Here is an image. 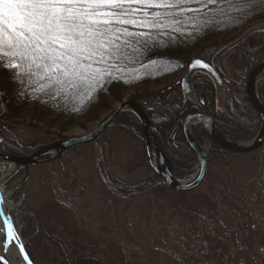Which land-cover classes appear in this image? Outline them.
<instances>
[{"label": "rangeland", "instance_id": "obj_1", "mask_svg": "<svg viewBox=\"0 0 264 264\" xmlns=\"http://www.w3.org/2000/svg\"><path fill=\"white\" fill-rule=\"evenodd\" d=\"M252 3L247 10L255 18L225 38L239 41L236 58H225L231 71L227 79L239 78L248 55L257 54L256 60L264 61V17L259 13L264 0ZM184 74L185 70L166 83L181 81ZM262 80L264 74L257 88ZM142 93L146 92L135 86L122 100ZM235 96L242 100L241 94ZM108 111L85 127L64 132V137L85 133ZM121 126L119 122L108 127L95 141L48 164L31 165L26 172L0 162V188L20 233L29 217L37 223L41 218L48 233L97 253L103 264H264V144L248 154H207L205 179L188 194L153 187L123 196L111 190L112 180L135 183L155 161L147 163L142 139ZM39 130L24 117L14 137L22 145L43 143L46 134ZM201 144L208 148L209 138L203 136ZM197 169L196 162L188 175L177 178L188 180ZM22 204L29 208L28 216L22 214ZM37 230L22 237L31 245L35 264H56L58 250Z\"/></svg>", "mask_w": 264, "mask_h": 264}, {"label": "trees", "instance_id": "obj_2", "mask_svg": "<svg viewBox=\"0 0 264 264\" xmlns=\"http://www.w3.org/2000/svg\"><path fill=\"white\" fill-rule=\"evenodd\" d=\"M235 3L242 8V13L228 11L218 14L211 18L207 29L183 28L156 37L158 48L152 52L155 63L145 59L143 64H129L122 72L114 73L113 80L101 86L102 91L99 88L93 89L83 99L80 98L83 96L82 92H66L63 95L57 92L53 95L47 85L42 89L40 83L35 80L21 84L0 69V153L22 155L59 140L64 137V132L71 128L85 127L88 122L99 119L103 112L110 110L114 102H120L135 86L146 92L136 95L133 99L148 113L158 145L169 158L173 174L178 178L188 175L197 162L182 135V122L188 114L201 113L211 116L218 129L233 141L254 136L261 121L247 97L246 82L251 69L260 62L256 60L257 54L248 55L244 71L238 73V79H227L231 71L225 63V58H236L238 54L235 50H238L236 46L239 41L228 42L225 38L255 18L250 17L247 10L254 5L252 0H235ZM259 13L264 17V6L259 8ZM195 54L218 70L223 85L218 86L206 71L197 70L192 76V93L185 95L180 80L170 84L166 82L186 70ZM0 63H6L2 53ZM151 87L156 88L152 90ZM257 90L264 102V80L260 81ZM236 94H241L242 100L236 98ZM24 117L30 118L33 127H38L42 134H46L45 142L28 146L17 141L14 132L19 120ZM119 122L124 130L142 139L143 152L148 163L149 154L142 137L139 118L131 111H123L109 128ZM192 132L207 154H238L215 143L200 123L192 124ZM203 136L209 138L208 148L201 144ZM78 147L67 150L61 157ZM47 157L48 155H44L41 159ZM26 169L24 167L25 172ZM153 187L172 190L151 165L148 174L135 183H121L118 180L111 182V190L123 196H134ZM21 206L22 214L28 216L29 208L25 204ZM11 215L14 217L13 211ZM35 230L58 250L59 260L56 264H103L97 253L77 249L62 236L48 233L41 218L37 223L29 217L28 225L21 232L22 237H29ZM26 244L31 251V258L36 263L31 245Z\"/></svg>", "mask_w": 264, "mask_h": 264}, {"label": "snow or ice", "instance_id": "obj_3", "mask_svg": "<svg viewBox=\"0 0 264 264\" xmlns=\"http://www.w3.org/2000/svg\"><path fill=\"white\" fill-rule=\"evenodd\" d=\"M228 11L243 12L235 0H0V69L21 84L35 80L53 95L82 92L83 99L129 64L155 63L156 37L207 29ZM187 67L219 80L201 59ZM0 216V264H34L12 219Z\"/></svg>", "mask_w": 264, "mask_h": 264}, {"label": "water", "instance_id": "obj_4", "mask_svg": "<svg viewBox=\"0 0 264 264\" xmlns=\"http://www.w3.org/2000/svg\"><path fill=\"white\" fill-rule=\"evenodd\" d=\"M196 59H201L205 63H208L202 58L195 57L188 65L194 62ZM208 64L211 65L210 63ZM197 70H204L207 72L206 69L197 67L190 73L189 68L186 67L185 74L181 79V88L185 95H190L192 93V76ZM262 74H264V61L257 63L251 69L246 82L247 97L251 105L257 111L261 121L259 131L250 141L245 143H239L225 137L219 132L214 120L209 115L201 113H191L184 118L182 122V135L186 144L195 155L198 164V169L196 173L188 180H180L173 174V167L169 158L158 145L153 129V124L148 113L144 110L140 103H138L135 99L132 98L124 99L118 102L112 109L107 112V114H105L100 120H98L90 130L86 131L83 134L63 137L59 140L45 144L22 155L0 153V162L11 163L15 167L19 168H27L31 165L48 164L60 158L64 152L73 147L81 146L95 141L111 125V123L116 119V117L120 113H122L123 111H131L140 120L142 128V137L147 147L150 161H155L152 163V166L155 171L161 176L162 180L172 190L180 193L192 192L203 183L208 168L207 152L196 141L191 129L192 124L200 123L215 143L231 152L238 154H248L258 151L262 148L264 144V104L261 101L257 92V81L259 80ZM209 75L211 76L210 73ZM214 81L218 86L223 85V80L220 75L219 80ZM121 105H124V107H121ZM48 154H50L49 157L41 159L42 156ZM0 197H3V202H0V213H6L15 224L14 218L11 215V207L6 203L1 188ZM0 219L2 221L3 216H0ZM15 227L17 229L16 224ZM17 231L20 233L18 229ZM22 242L26 244L23 238Z\"/></svg>", "mask_w": 264, "mask_h": 264}, {"label": "bare ground", "instance_id": "obj_5", "mask_svg": "<svg viewBox=\"0 0 264 264\" xmlns=\"http://www.w3.org/2000/svg\"><path fill=\"white\" fill-rule=\"evenodd\" d=\"M0 187H1V186H0ZM4 197H5V196H4ZM5 199H6V198H5ZM0 222H2L1 219H0Z\"/></svg>", "mask_w": 264, "mask_h": 264}, {"label": "flooded vegetation", "instance_id": "obj_6", "mask_svg": "<svg viewBox=\"0 0 264 264\" xmlns=\"http://www.w3.org/2000/svg\"><path fill=\"white\" fill-rule=\"evenodd\" d=\"M261 99V98H260ZM262 101V100H261ZM263 102V101H262ZM263 104H264V102H263Z\"/></svg>", "mask_w": 264, "mask_h": 264}]
</instances>
